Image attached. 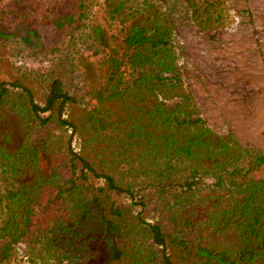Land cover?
Listing matches in <instances>:
<instances>
[{
	"label": "trees",
	"instance_id": "16d2710c",
	"mask_svg": "<svg viewBox=\"0 0 264 264\" xmlns=\"http://www.w3.org/2000/svg\"><path fill=\"white\" fill-rule=\"evenodd\" d=\"M106 1L118 33L99 23L89 30L103 74L88 76L87 107L69 110L75 99L58 76L42 106L26 86L0 82V260L6 245L27 242L35 255L60 253L69 264H264V179L249 176L264 166V152L207 127L186 99L161 100L181 91L169 27L152 0ZM204 1L186 0L200 28L210 21L199 10ZM89 3L74 0L53 24L77 27ZM33 36L28 29L25 42ZM9 114L20 119L18 133ZM202 177L215 187L193 197ZM139 179L153 189L157 222L111 198L133 200Z\"/></svg>",
	"mask_w": 264,
	"mask_h": 264
},
{
	"label": "rangeland",
	"instance_id": "374dc122",
	"mask_svg": "<svg viewBox=\"0 0 264 264\" xmlns=\"http://www.w3.org/2000/svg\"><path fill=\"white\" fill-rule=\"evenodd\" d=\"M152 1L171 32L175 63L181 74V93L160 99L169 105L186 99L193 117L200 118L207 127L220 135L232 134L253 154L264 152V0H221L216 5L212 0L204 1L199 10L210 19L204 28L197 25L194 10L186 0ZM73 10L74 0H0V82L26 86L42 106L49 79L58 76L65 91L75 99L69 110H78L87 100L90 103L88 76L102 78L103 66L97 60V47L89 30L95 23L110 33H118V27L109 19L106 0H90L77 27L56 28L55 19ZM28 29L34 30V36L25 42ZM8 116L14 133H18L22 129L19 117ZM49 127L68 140L64 129L54 128L53 124ZM78 142L74 137L76 150ZM249 176L264 179V166ZM89 178L96 186L103 185L102 179ZM214 182L212 177H202L193 197L214 189ZM227 188L225 185L221 189L227 193ZM152 191L139 179L133 200L124 193H113L111 198L153 223L163 214ZM3 193L0 182V196ZM174 203L175 199L170 198L166 206L174 209ZM5 218V203L0 198V227ZM6 242L0 235V247ZM29 244L6 245L8 255L0 264H69L57 257L60 253L35 255Z\"/></svg>",
	"mask_w": 264,
	"mask_h": 264
}]
</instances>
